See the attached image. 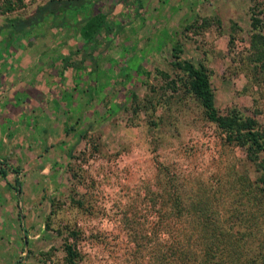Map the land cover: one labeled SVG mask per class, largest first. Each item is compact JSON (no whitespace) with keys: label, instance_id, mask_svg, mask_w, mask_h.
<instances>
[{"label":"rangeland","instance_id":"1","mask_svg":"<svg viewBox=\"0 0 264 264\" xmlns=\"http://www.w3.org/2000/svg\"><path fill=\"white\" fill-rule=\"evenodd\" d=\"M46 1L6 9L0 0V62L10 66L0 79L28 57L38 64L82 46L78 35L67 39L45 28L10 33L8 19L27 18ZM114 5L111 20L119 29L96 58L94 81L86 71L67 85L61 78L48 97L23 90L21 113L0 82V112L8 110L0 114L1 263L163 264L165 246L190 231V249L197 250L195 227L202 223L232 225L229 232L243 235L237 246L248 252L244 258L262 253L261 170L244 147L224 140L186 91L171 47L205 67L219 114L237 110L264 131V56L261 42L251 43L255 33L264 39V0ZM201 207L204 216L193 210ZM247 213L258 216L252 234ZM204 231L200 237L210 230ZM66 242L78 252L74 263L66 260Z\"/></svg>","mask_w":264,"mask_h":264},{"label":"trees","instance_id":"2","mask_svg":"<svg viewBox=\"0 0 264 264\" xmlns=\"http://www.w3.org/2000/svg\"><path fill=\"white\" fill-rule=\"evenodd\" d=\"M107 0H47L43 4L36 7V12L23 19H8L7 26L10 28V33L20 32L21 35L30 36L35 34V31L40 28H51L53 33H58V28L67 27L72 31L68 34L64 31L63 38H69V34L78 35L82 39V46L76 47L74 50L67 51L61 57L62 75L63 71L69 72L68 81L76 75L80 74L81 70H86L84 61L89 62V71L93 81L95 80V60L104 48V44H108L110 35L112 36L119 29V25L114 27L112 19L111 7L114 4H123L128 7V4H138L139 0H115L113 5H109L110 9H104V4ZM22 3V0H6L5 8L11 9ZM129 8V7H128ZM258 19L251 14L250 25L254 28L258 26ZM264 27V24L262 25ZM35 30V31H34ZM52 33V34H53ZM256 40L261 42L262 50L260 56H264V39H259L257 33L252 35V46H256ZM257 48V47H256ZM173 58V66L181 71L185 77L183 82L186 91L191 93L199 102L204 110L206 118L212 122L217 128L224 132V140L229 143L242 146L247 152V158L254 163L261 175L258 181L263 184L260 187V195H264V158L258 159V154L264 152V131L261 130L253 117L244 116L237 110H228L225 114H219L214 107L213 93L209 85L208 75L205 67L201 64H193L187 60L179 57V48L176 45L171 47ZM258 52V53H259ZM72 55L73 56L72 58ZM259 58V56H258ZM132 76L137 77L136 71ZM78 77V76H77ZM65 85L66 82H63ZM72 82H70L71 85ZM14 173V183L19 187L18 172L16 169H11ZM1 174L4 171L1 170ZM260 184V183H259ZM248 194V193H247ZM244 195L243 193L240 194ZM259 200V198H258ZM174 205L176 206V201ZM178 209V208H177ZM199 211L203 216V207L193 209ZM178 211V210H177ZM247 213L246 215H248ZM251 220H247V226L250 228L248 234H252L254 227L257 225V215H248ZM201 224V223H200ZM195 237V243L198 247L196 251L190 249V239L192 238L191 231L186 240L178 241L172 240L165 246V250L161 257L163 264H261L264 255V239L260 244L262 253L249 252V257H245V253L241 246H237L239 236H243L237 231L229 232L233 228L229 225L226 230L220 224L205 223L198 225ZM194 229V228H193ZM210 230L208 236L212 234V240L201 236L198 232L203 230ZM227 232V233H226ZM72 236V235H71ZM199 237V238H197ZM66 260L68 263H74L78 257V252L74 246L66 242L63 245ZM213 249V251H212ZM260 250V249H259ZM244 256V257H243ZM244 259V260H243Z\"/></svg>","mask_w":264,"mask_h":264},{"label":"crops","instance_id":"3","mask_svg":"<svg viewBox=\"0 0 264 264\" xmlns=\"http://www.w3.org/2000/svg\"><path fill=\"white\" fill-rule=\"evenodd\" d=\"M41 29H44V28H41ZM45 29H49L53 33L51 28H45ZM64 31L68 34L69 32L72 31V29L71 28L68 29L67 27L58 28L59 33H64ZM13 53L14 51L10 52L9 56L11 57ZM60 54L61 56H57L58 55L57 53L49 55L48 58H45L44 60L43 59L40 60L38 64L34 63L35 56H33V58L28 57V59L26 61L24 60L21 63V65H16L17 68L16 67L13 68L14 72H12V75L4 79H0V82L3 83V90H4L3 93L5 94V96L10 98V102L12 106H16L15 108H17L16 110L17 113H21L22 110L19 108H22L21 106H23V103L25 102V98H23V100H21V104L18 103V97L20 94H23L22 93L23 90L27 89V92L30 93V96H31V90H33L34 94L31 97H34V99L37 98V96L41 93L47 94V97H48L50 96L49 93H51V89L53 90V88H55V84L56 83L58 84V81L61 78H63V82L68 81L67 79H68L69 72L63 71L64 72L63 76H61L62 70H63L61 66L62 65L61 57H63L64 53L61 52ZM95 63H96V60H95ZM84 64L86 65V70H81L80 74L76 75V77L83 75V72H86L87 69L90 68L89 62L84 61ZM9 68H10L9 62H7L5 58H3V60L0 62V71L3 74L5 70L6 72H8ZM19 74H21L20 75L21 77L19 76ZM46 74L49 76L48 77L49 79L52 78L54 85L52 86L48 85V82L50 81H47ZM47 87L49 91L44 92L45 88ZM51 102L54 103V101H51ZM59 106L62 107L59 104L58 105L54 104V109L59 108ZM0 114L8 115V110L7 109L1 110ZM0 264H2L1 261H0Z\"/></svg>","mask_w":264,"mask_h":264}]
</instances>
